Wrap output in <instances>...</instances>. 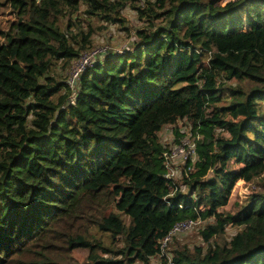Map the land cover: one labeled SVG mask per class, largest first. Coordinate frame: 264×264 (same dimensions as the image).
Returning <instances> with one entry per match:
<instances>
[{
	"label": "trees",
	"instance_id": "trees-1",
	"mask_svg": "<svg viewBox=\"0 0 264 264\" xmlns=\"http://www.w3.org/2000/svg\"><path fill=\"white\" fill-rule=\"evenodd\" d=\"M7 1L18 16L0 32V264H71L60 243L86 251L74 264H264V0ZM128 4L150 26L71 86ZM180 119L195 150L176 178L159 131ZM239 179L261 190L226 210ZM189 218L205 220L203 243L170 256L162 240Z\"/></svg>",
	"mask_w": 264,
	"mask_h": 264
},
{
	"label": "rangeland",
	"instance_id": "rangeland-1",
	"mask_svg": "<svg viewBox=\"0 0 264 264\" xmlns=\"http://www.w3.org/2000/svg\"><path fill=\"white\" fill-rule=\"evenodd\" d=\"M144 1V0H143ZM142 3V1H139ZM137 10L128 4L122 11V15L125 16V21L123 23L109 24L107 27L97 30L93 36V45L91 49L104 46L105 51L119 50L125 48H131L132 44L139 39V36L136 34L137 28L148 27L149 21L139 18ZM17 10L13 7L7 0H0V32L6 30L8 25L17 18ZM156 24H160L161 20H156ZM3 36L0 33V39ZM90 49V50H91ZM178 128L179 132L176 134L174 129ZM185 130V131H184ZM189 125L186 123L185 119L178 120L175 124L164 125L159 131V138L162 142L167 143L166 145L170 146V151L174 152V156L170 157L167 161L169 169L175 168L180 164L184 163L182 154L180 155L179 141L174 139H180L182 143V136L188 141H193V135L189 133ZM187 132V135H186ZM200 137V136H199ZM174 143H173V142ZM180 169L171 177L178 178L180 176ZM261 188L251 183H245L242 179H239L230 194L228 202L223 206L226 210H234L237 204L244 203L248 195L253 191H260ZM205 223L204 219H200V223L196 224L194 227L177 231L172 234L170 240L164 246L166 251H169L170 256H172L171 250L181 248L184 244L194 246L197 244H202L203 239L199 237V229L202 228ZM237 229V226L228 224L225 228V236L227 239L230 238L231 234ZM61 244V243H60ZM55 245L53 247L55 252H63L69 255L71 264H74L75 261H83L86 257V251L80 247H76L71 251L63 248L62 245ZM153 260L160 262V259L154 257ZM66 261H62L60 264H65Z\"/></svg>",
	"mask_w": 264,
	"mask_h": 264
},
{
	"label": "built area",
	"instance_id": "built-area-1",
	"mask_svg": "<svg viewBox=\"0 0 264 264\" xmlns=\"http://www.w3.org/2000/svg\"><path fill=\"white\" fill-rule=\"evenodd\" d=\"M107 51L108 50L105 51L104 46H100L98 48H93L87 52H83L79 56V58L76 60V62L74 63L72 69L70 70V73H69V76L67 79L69 84L71 86H74V84L77 81V79L79 78V75L81 74V72L88 65H91L100 55L104 54ZM185 137L186 136L181 137L183 140L182 143L179 140V148H180L179 154L180 155L182 154V157L184 160H186L188 154L193 153L195 150L194 149V147H195L194 140L188 141ZM171 155L174 156V152H172ZM168 168H169V166H168ZM173 173H174L173 168L169 169L167 172L168 175H171ZM198 223H200V219H192V218L176 222L172 226V228L169 230V232L165 235V237L163 238L162 243H161V248H164V246L170 240L173 233H175L177 231L192 228Z\"/></svg>",
	"mask_w": 264,
	"mask_h": 264
}]
</instances>
